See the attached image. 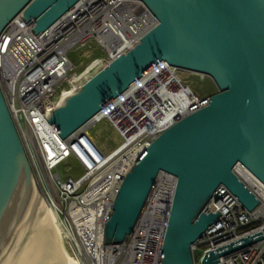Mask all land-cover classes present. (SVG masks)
Segmentation results:
<instances>
[{"label":"water","instance_id":"obj_1","mask_svg":"<svg viewBox=\"0 0 264 264\" xmlns=\"http://www.w3.org/2000/svg\"><path fill=\"white\" fill-rule=\"evenodd\" d=\"M78 0H0V32L17 14L38 33ZM156 24L125 52L64 95L47 121L64 139L159 61L207 75L217 91L207 104L163 130L122 179L103 241L131 232L160 172L175 177L158 264H193L191 245L218 217L202 207L224 185L247 209L257 197L232 172L240 162L264 184V0H141ZM47 210L0 88V264H28L52 241ZM251 240L217 253L203 264Z\"/></svg>","mask_w":264,"mask_h":264},{"label":"built area","instance_id":"obj_2","mask_svg":"<svg viewBox=\"0 0 264 264\" xmlns=\"http://www.w3.org/2000/svg\"><path fill=\"white\" fill-rule=\"evenodd\" d=\"M141 0H78L44 31L20 14L0 32V88L46 203L79 264H158L170 214L175 177L160 172L123 241H103V227L123 177L138 155L181 116L207 104L180 76L181 69L159 61L85 124L62 139L47 121L64 92L74 87L69 51L95 41L105 64L134 46L156 24ZM201 76H204L200 74ZM185 101L187 105L182 107ZM108 120L120 142L104 151L90 128ZM71 159L80 173L63 177L57 165ZM234 175L257 197L247 210L219 185L202 207L218 212L191 245L192 263L209 252L251 243L217 257L213 264H264V184L243 164Z\"/></svg>","mask_w":264,"mask_h":264},{"label":"rangeland","instance_id":"obj_3","mask_svg":"<svg viewBox=\"0 0 264 264\" xmlns=\"http://www.w3.org/2000/svg\"><path fill=\"white\" fill-rule=\"evenodd\" d=\"M105 54L102 49L97 46L95 41L90 42L88 45L72 49L69 51V57L73 61L76 74L81 76L87 69L84 67L94 58H102ZM75 75V74H74ZM180 76L184 82L189 84L193 91L199 96H208L217 91V86L211 77L198 73H193L187 70H182ZM90 135L94 142L104 151H109L120 142V137L115 129L106 119H102L90 128ZM56 170L63 177L73 176L80 173V169L71 159H66L57 165ZM61 232V231H60ZM62 243L67 254L73 259L70 248L63 237ZM74 260V259H73Z\"/></svg>","mask_w":264,"mask_h":264},{"label":"bare ground","instance_id":"obj_4","mask_svg":"<svg viewBox=\"0 0 264 264\" xmlns=\"http://www.w3.org/2000/svg\"><path fill=\"white\" fill-rule=\"evenodd\" d=\"M105 62L103 58H94L91 60L83 70L87 69L83 75L79 76L77 74L73 75V87L76 88L84 83L88 78L98 72ZM73 88V89H74ZM69 92H64L63 96ZM188 101L182 103L181 108H185ZM45 199V198H44ZM46 203V200H45ZM47 210L43 219V229L47 232L49 239L52 241V248L49 251L41 249L37 252L32 260L28 264H79V262L73 257V259L67 254L62 243L61 233L64 234L58 225V219L55 211L50 207V204L46 203ZM61 231V232H60Z\"/></svg>","mask_w":264,"mask_h":264}]
</instances>
